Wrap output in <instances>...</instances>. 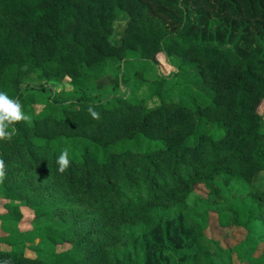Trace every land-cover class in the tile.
<instances>
[{"label":"trees","instance_id":"1","mask_svg":"<svg viewBox=\"0 0 264 264\" xmlns=\"http://www.w3.org/2000/svg\"><path fill=\"white\" fill-rule=\"evenodd\" d=\"M0 91L27 117L0 137V220L18 229L0 260L174 264L173 244L222 264L209 240L264 264V0H0ZM211 213L243 239L209 238Z\"/></svg>","mask_w":264,"mask_h":264},{"label":"rangeland","instance_id":"2","mask_svg":"<svg viewBox=\"0 0 264 264\" xmlns=\"http://www.w3.org/2000/svg\"><path fill=\"white\" fill-rule=\"evenodd\" d=\"M121 21V20H120ZM118 22H117V26H118ZM158 68L160 70V72H162V74L164 75H168L170 72H172L174 70V67L169 63V61L167 60V58L163 55V54H159L158 55ZM36 81V79L31 76V78L27 79V84H30V82ZM29 82V83H28ZM40 83L38 82L37 85H39ZM54 89L57 93V99L60 101L66 100L69 98L70 96V91L72 89V86L68 83V81L61 83V84H55ZM146 89H143L142 91H145ZM50 95L48 94V92L46 90H44L43 92L39 91V99H38V103L42 104L45 103V101L47 100V98ZM174 100H178V95L177 93H174L173 96ZM260 112H262L264 114V103L261 105L260 107ZM263 130H264V119H263ZM255 188L256 189H264V173L260 174L255 181ZM198 192H200L201 194H205V188L203 186H199L197 188ZM6 203V201L0 197V215L6 212V209L4 207V204ZM23 209V219L21 220L19 226L21 229H30L32 228V220H33V213L29 208L26 207H22ZM39 224V222L37 223ZM55 225H59L58 222H55ZM3 230L8 231L12 234H17L18 233V229L11 223H6L3 222L1 223L0 220V233L3 232ZM207 236L209 238H216L219 239L222 243V246L226 247V248H230L233 244H236L238 242L241 241V239H243L245 231L243 229H226V228H221L218 226V221H217V217L215 213H211L210 216V221H209V227L206 230ZM203 245L205 248L214 251L217 255V259L219 262H221L222 264L228 263L231 258L233 259L231 253L229 251L227 252H221L214 244L213 242L209 241V240H204L203 241ZM68 246H60L59 250L65 249ZM2 248L6 249L7 246L2 245ZM264 249V244H262L260 251ZM164 250V254L167 256H170V258L172 259V262L174 264H181L182 263V258L185 256V251H181V250H177L173 244H166L163 248ZM258 252V254H259ZM29 254H31L32 252L29 251ZM236 264H241L240 262H238V260L235 259Z\"/></svg>","mask_w":264,"mask_h":264},{"label":"clouds","instance_id":"3","mask_svg":"<svg viewBox=\"0 0 264 264\" xmlns=\"http://www.w3.org/2000/svg\"><path fill=\"white\" fill-rule=\"evenodd\" d=\"M93 118L97 117V113L91 108L89 109ZM21 119H27L24 116L21 105L19 101L10 98L5 92L0 91V137L8 136L6 129L9 127V123L13 121H18ZM57 163L59 165V170L63 171L69 166L68 153L61 152L57 157ZM3 168V162L0 161V169ZM0 175H3V172L0 171ZM0 264H9V261L0 260Z\"/></svg>","mask_w":264,"mask_h":264}]
</instances>
